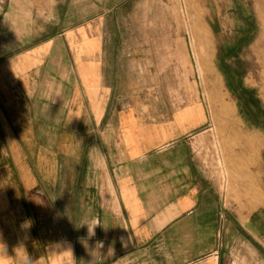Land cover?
<instances>
[{
	"label": "crops",
	"instance_id": "obj_1",
	"mask_svg": "<svg viewBox=\"0 0 264 264\" xmlns=\"http://www.w3.org/2000/svg\"><path fill=\"white\" fill-rule=\"evenodd\" d=\"M176 1L0 0V264H264V133L221 180ZM186 2L212 66L264 39V0Z\"/></svg>",
	"mask_w": 264,
	"mask_h": 264
},
{
	"label": "rangeland",
	"instance_id": "obj_2",
	"mask_svg": "<svg viewBox=\"0 0 264 264\" xmlns=\"http://www.w3.org/2000/svg\"><path fill=\"white\" fill-rule=\"evenodd\" d=\"M123 9H127V5ZM168 9L178 16L177 21L189 33L185 36L186 42L197 64V74L210 115L209 135L214 152L208 153V156L211 153L215 156L218 177L224 181V155L228 151L238 149L235 142L237 139L247 137L242 128L249 129V138L255 137L252 135L253 130L264 133V39H261L263 29H258L257 19L251 18V35L241 40H237L236 36L223 35L217 44L222 46L232 43L235 47L217 50L213 59L215 66H212L206 48L213 45L215 40L210 39L205 23L192 16L190 4L186 0L169 3ZM137 57L143 58L144 52H138ZM210 73H215L218 80L222 79V83L211 80L213 77ZM222 85L227 88L224 86L222 90Z\"/></svg>",
	"mask_w": 264,
	"mask_h": 264
},
{
	"label": "clouds",
	"instance_id": "obj_3",
	"mask_svg": "<svg viewBox=\"0 0 264 264\" xmlns=\"http://www.w3.org/2000/svg\"><path fill=\"white\" fill-rule=\"evenodd\" d=\"M94 225H97V224H94ZM94 225H93V226H94ZM91 231H92V228H91V230H89V232L91 233ZM23 264H31V260H30V258L25 257V259H24V261H23Z\"/></svg>",
	"mask_w": 264,
	"mask_h": 264
}]
</instances>
